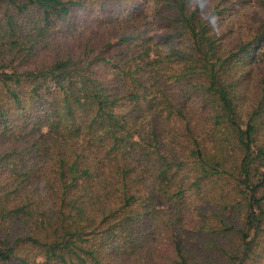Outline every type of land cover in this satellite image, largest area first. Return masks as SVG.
<instances>
[{
	"label": "trees",
	"instance_id": "trees-1",
	"mask_svg": "<svg viewBox=\"0 0 264 264\" xmlns=\"http://www.w3.org/2000/svg\"><path fill=\"white\" fill-rule=\"evenodd\" d=\"M111 1L0 0V264H264V17Z\"/></svg>",
	"mask_w": 264,
	"mask_h": 264
},
{
	"label": "rangeland",
	"instance_id": "rangeland-1",
	"mask_svg": "<svg viewBox=\"0 0 264 264\" xmlns=\"http://www.w3.org/2000/svg\"><path fill=\"white\" fill-rule=\"evenodd\" d=\"M218 0H215L217 2ZM142 10H144L143 18L138 22L140 30H147L150 36H154V41L158 40L159 36L166 32L165 26L160 20L154 16L153 10L156 0H139ZM229 9L226 13L229 16L231 28L237 32H247L248 26L252 21L254 14H259L264 17V4H257L255 0H229ZM123 4L113 0L109 2L106 7H101L99 3H95L86 14L83 15L81 26L89 22V20L109 21L107 24H116L119 28L123 26L122 18L127 15V11L123 9ZM110 19V20H109ZM120 19V21H115ZM88 20V21H87ZM264 72V66L261 68Z\"/></svg>",
	"mask_w": 264,
	"mask_h": 264
}]
</instances>
